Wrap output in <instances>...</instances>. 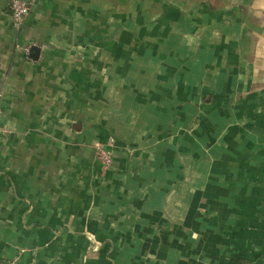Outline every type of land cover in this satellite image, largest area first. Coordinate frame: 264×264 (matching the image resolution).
Here are the masks:
<instances>
[{"label":"crops","instance_id":"1","mask_svg":"<svg viewBox=\"0 0 264 264\" xmlns=\"http://www.w3.org/2000/svg\"><path fill=\"white\" fill-rule=\"evenodd\" d=\"M30 1L14 28L10 0H0V264H143L130 246L192 232L171 200L179 157L188 154L178 130L202 104V143L207 118L228 119L236 136H248L245 154L227 145L218 157L235 175L239 167L261 173L264 184V0ZM147 120L159 134L137 124ZM97 143L113 151L104 172ZM225 174L217 190L228 208L217 212V231L264 232L245 220L255 216L243 212L254 206L239 193L247 183ZM219 238L220 253L235 254Z\"/></svg>","mask_w":264,"mask_h":264},{"label":"rangeland","instance_id":"2","mask_svg":"<svg viewBox=\"0 0 264 264\" xmlns=\"http://www.w3.org/2000/svg\"><path fill=\"white\" fill-rule=\"evenodd\" d=\"M205 107L206 106L204 104L197 107V112L194 111V113H196L194 121L188 126V128H180L177 136L178 145L182 143L185 146L184 149L188 151V154L184 150L186 154L182 153L181 158L179 157V159L183 162L179 164L175 177H173L176 181H178V187L174 190V193H176V199L171 200V205L173 206V210H176V216L178 217L177 222L179 224H182V221L184 223L188 222V225L193 226L192 232L188 231L186 233H182L183 230L178 228V231L181 232L176 234V236H179V239L177 240L176 238L175 242H163L162 244L151 242L146 243L145 248L136 249L130 246V250L132 252L139 251L140 254L144 255L143 258L145 263L143 264H233L232 259L237 256L250 259L252 258V264H264V245H259L264 243V232H235L233 231L235 230L233 227L223 233L221 231L222 228L219 230L221 226L218 227L219 231H217V225L223 223V218L219 220L217 212L219 209L228 208L226 206L228 203H223L225 200L218 199L219 190L223 192V186L220 184L222 182L220 176L223 175V172H226V174L228 173L231 177H234L235 175L234 168L226 167V160L223 159L222 155L220 156L221 158L218 156L219 153L222 154V151L227 145L229 146V150L231 149L235 152L238 157L240 155H244L245 151H242V142L244 139H247L248 136L242 135L241 133L236 136V125L231 123L228 119L223 118L222 121L215 123L212 119L207 118L209 132L206 133V138L204 136V143H202L200 133L202 132L203 126L199 123L197 116L201 115L202 111L205 113ZM221 113L223 114V111H221ZM211 114L214 116L215 112H210L208 116H211ZM224 115L225 117H228L226 112ZM137 124H142V126L144 125L148 128L152 127L153 131L155 130L154 127L157 126V123H153V121L148 120L145 121V123L139 121ZM177 126L181 127V123H177ZM159 129L160 126H157L155 134H159ZM160 133H164V131L162 130ZM190 137L191 140H188ZM210 144L211 153L205 152L204 148H207ZM217 146H219V148ZM232 151L231 153H233ZM102 153H106L110 158V164L106 167L103 166L101 159L97 158V156H100L98 154ZM205 153H209L210 156L213 155V157H211V162L208 164L203 161L204 159L210 158L209 154ZM95 161L98 163L101 171L103 172L111 167L113 162V151L110 144H96ZM248 170H250L248 167H239L237 168L238 174L235 175H238V178H241L242 181L247 183L245 185L243 184L244 186L242 185V189L239 191V193H242L241 198H243V201L245 200L243 205L248 208L250 207V202L254 205L250 210L243 209V212H251L255 214V216H246L245 220H252V222H256V220H258V227L264 228V215H262L261 211L262 208L264 209V184H261L260 181L262 180V174L258 173L255 176H252L248 174ZM185 181L188 182L187 185L184 183ZM191 181H194L192 192H190L191 187H189L191 186V184L189 185ZM217 186H219L218 189H221L217 190ZM227 186L225 185V192L228 191ZM228 187L230 192H232L233 183L230 182ZM250 187L254 188V191L252 192L254 194L249 199L246 193H249ZM190 194L193 195L190 196ZM188 197L191 198L188 202H186L185 200ZM207 211H209L208 215L205 214ZM185 213H187V215ZM203 221L205 222V225H207L206 227H200ZM199 229H203V231L199 232ZM191 233L194 234L193 240L190 238ZM147 234L150 233L146 232V235ZM187 235L189 236L188 238L185 237ZM224 236H227L225 237V243L223 242ZM217 237H220L219 240L221 244L219 245L224 244L225 246H230V250L234 251L235 254H227L225 252L223 254L220 253V250H218ZM90 239L94 241V238L91 237ZM241 239H245L247 242H239ZM126 249L127 248H125V250ZM226 250L229 251L228 249ZM210 253H212L213 256H209ZM133 255L134 254H131L130 256ZM10 261L17 263L16 260ZM138 262L142 264L141 259H137L135 262L133 260V264H138Z\"/></svg>","mask_w":264,"mask_h":264},{"label":"built area","instance_id":"3","mask_svg":"<svg viewBox=\"0 0 264 264\" xmlns=\"http://www.w3.org/2000/svg\"><path fill=\"white\" fill-rule=\"evenodd\" d=\"M30 0H10L9 9H10V16L12 21V26L14 28H19L22 24L23 20L27 17L30 12ZM1 116V111H0ZM97 158L101 159L102 164L104 167L108 166L110 163V158L106 153L98 154ZM5 264H18L14 261H9Z\"/></svg>","mask_w":264,"mask_h":264},{"label":"water","instance_id":"4","mask_svg":"<svg viewBox=\"0 0 264 264\" xmlns=\"http://www.w3.org/2000/svg\"><path fill=\"white\" fill-rule=\"evenodd\" d=\"M29 56L31 59H36L37 56H38V53H39V47L35 46V45H32L30 48H29Z\"/></svg>","mask_w":264,"mask_h":264},{"label":"trees","instance_id":"5","mask_svg":"<svg viewBox=\"0 0 264 264\" xmlns=\"http://www.w3.org/2000/svg\"><path fill=\"white\" fill-rule=\"evenodd\" d=\"M165 1L169 2V1H172V0H165ZM194 1H196V2H201V1H203V0H194ZM240 260H242V259H240Z\"/></svg>","mask_w":264,"mask_h":264}]
</instances>
